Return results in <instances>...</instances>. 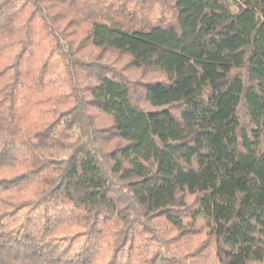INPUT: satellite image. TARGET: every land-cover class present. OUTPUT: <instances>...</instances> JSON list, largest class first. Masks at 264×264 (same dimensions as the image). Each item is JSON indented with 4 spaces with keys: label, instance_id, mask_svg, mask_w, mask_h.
<instances>
[{
    "label": "trees",
    "instance_id": "16d2710c",
    "mask_svg": "<svg viewBox=\"0 0 264 264\" xmlns=\"http://www.w3.org/2000/svg\"><path fill=\"white\" fill-rule=\"evenodd\" d=\"M161 219L264 264V0H1L0 264H190Z\"/></svg>",
    "mask_w": 264,
    "mask_h": 264
},
{
    "label": "rangeland",
    "instance_id": "374dc122",
    "mask_svg": "<svg viewBox=\"0 0 264 264\" xmlns=\"http://www.w3.org/2000/svg\"><path fill=\"white\" fill-rule=\"evenodd\" d=\"M60 25L62 28H68L67 21H62ZM69 30L68 39L71 41L73 48L78 50L79 55L84 58L99 57L102 61L111 62L119 68L124 69L131 80L138 82L135 94L139 104L146 110L153 109L144 99L141 84L150 80L163 79V75L146 69L140 70L132 68L128 55L115 51H102L94 47L90 40L85 38L87 35L85 30L74 31L72 27ZM91 113L95 116L96 123L100 128L111 125V119L109 117L96 110H91ZM75 134H78V131ZM114 143L108 144V147ZM67 153V151H64L56 153L55 155L60 158H65ZM185 199L189 205L195 202V196L187 195ZM190 222L191 220L189 218L184 220L186 225L190 224ZM203 224L202 220H198L194 231L184 233L185 235L183 234V236L174 225L164 219H161L154 225L159 232L166 234L164 237L166 244L162 243L163 246L169 250L171 249L182 255H186L190 264H220L216 256L215 245L208 239L206 228Z\"/></svg>",
    "mask_w": 264,
    "mask_h": 264
}]
</instances>
